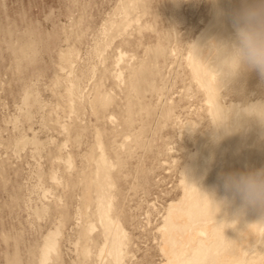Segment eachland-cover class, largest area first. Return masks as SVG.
Instances as JSON below:
<instances>
[{
  "label": "bare ground",
  "instance_id": "bare-ground-1",
  "mask_svg": "<svg viewBox=\"0 0 264 264\" xmlns=\"http://www.w3.org/2000/svg\"><path fill=\"white\" fill-rule=\"evenodd\" d=\"M198 1L201 6H187L184 14V6L172 0L162 35L157 29L143 32L146 6L121 1L85 41L84 59L76 65L67 56L76 51L59 45L57 68L63 75L55 71L53 76L59 88L51 91L56 121L49 126L63 140L55 144L57 155L50 163L63 160L71 167L56 165L58 174L52 170L49 178L60 175L61 180L52 181L53 192L50 186L37 192L54 194L52 202L32 212L38 217L47 211L53 225L26 263L264 264V208L226 194L219 180L264 169V77L231 63L236 26L250 12L264 18V0ZM151 37L153 45L147 41ZM16 43L13 53L31 61L30 43ZM166 58L189 80L204 120L187 132L192 149L178 148L181 193L163 207L151 250L137 255L140 247L127 230L136 229L125 193L130 159L147 145L142 133L154 132L179 108L193 110L184 92L171 106L151 107L154 98L172 90L171 79L162 73ZM68 142L72 146L65 152ZM64 229L72 239L68 247L62 244ZM5 261L22 264L8 256Z\"/></svg>",
  "mask_w": 264,
  "mask_h": 264
},
{
  "label": "rangeland",
  "instance_id": "rangeland-1",
  "mask_svg": "<svg viewBox=\"0 0 264 264\" xmlns=\"http://www.w3.org/2000/svg\"><path fill=\"white\" fill-rule=\"evenodd\" d=\"M121 1L0 0V264H6V256L20 259L22 264H32L26 262L33 260L35 249L41 245V234L52 230L53 225L48 223L47 211H41L38 217L32 212L34 208L52 202L54 194L45 192L42 197L37 192L49 186L52 191V181L61 180L60 175L56 180L49 178L52 170L58 174L59 166L64 165L68 171L71 167L63 160L50 163V156L57 155L55 144L63 140V135L49 126L50 122L56 121V100L51 91L59 88L53 84L55 71L61 74L57 68L60 62L58 47L63 43L66 44L65 51L75 50L76 53L67 56L73 60V65L80 63L84 59L85 41L91 38L111 8ZM171 1L129 0L128 6H146L145 14L140 18L146 21L143 32L151 35L152 30L157 29L162 35L169 27ZM174 2L184 6V14L187 6H201L198 0ZM12 41L29 42L33 48L32 60H25L21 53H13ZM147 41L150 45L155 44L153 37ZM166 66L162 73L164 78L171 79V94L167 90L162 97L158 95L151 107L171 106L184 92L182 98L187 104L192 103L193 110L187 112L179 108L170 119L161 122L164 128L158 124L151 134L142 133L147 145L135 151L130 159L125 193L129 221L136 229L132 231L128 226L127 230L132 232L136 246L140 247L137 255L151 250L152 234L161 224L159 215L163 213V207L181 193L178 166L183 156L178 148L192 149L187 132L196 130L204 120L199 104L193 102L195 98L191 87L188 89L189 80L183 77L181 68H174L170 60L166 61ZM185 122H190L187 129ZM67 144L65 152L72 146ZM56 165H59L57 169ZM64 233V240H70H67L68 245L65 241L62 244L68 247L72 239L67 235V229ZM152 259L156 262L157 256Z\"/></svg>",
  "mask_w": 264,
  "mask_h": 264
},
{
  "label": "clouds",
  "instance_id": "clouds-1",
  "mask_svg": "<svg viewBox=\"0 0 264 264\" xmlns=\"http://www.w3.org/2000/svg\"><path fill=\"white\" fill-rule=\"evenodd\" d=\"M231 63L234 68L247 65L264 77V18L254 12L247 13L245 22L235 28ZM219 180L226 194L245 205L264 208V169L228 173Z\"/></svg>",
  "mask_w": 264,
  "mask_h": 264
}]
</instances>
